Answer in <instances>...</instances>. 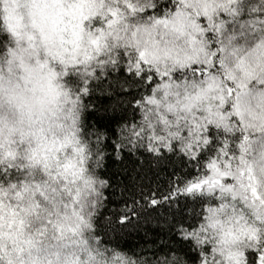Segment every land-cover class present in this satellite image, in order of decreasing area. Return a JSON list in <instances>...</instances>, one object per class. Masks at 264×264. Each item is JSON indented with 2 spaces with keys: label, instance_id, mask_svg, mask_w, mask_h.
<instances>
[{
  "label": "snow or ice",
  "instance_id": "obj_1",
  "mask_svg": "<svg viewBox=\"0 0 264 264\" xmlns=\"http://www.w3.org/2000/svg\"><path fill=\"white\" fill-rule=\"evenodd\" d=\"M0 264H264V0H0Z\"/></svg>",
  "mask_w": 264,
  "mask_h": 264
}]
</instances>
